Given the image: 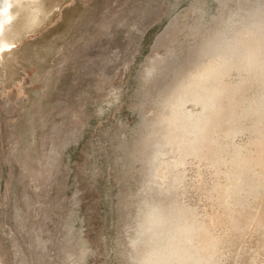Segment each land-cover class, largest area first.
<instances>
[{
	"label": "rangeland",
	"instance_id": "obj_1",
	"mask_svg": "<svg viewBox=\"0 0 264 264\" xmlns=\"http://www.w3.org/2000/svg\"><path fill=\"white\" fill-rule=\"evenodd\" d=\"M11 10L0 264H264V0Z\"/></svg>",
	"mask_w": 264,
	"mask_h": 264
},
{
	"label": "bare ground",
	"instance_id": "obj_2",
	"mask_svg": "<svg viewBox=\"0 0 264 264\" xmlns=\"http://www.w3.org/2000/svg\"><path fill=\"white\" fill-rule=\"evenodd\" d=\"M34 0H0V6H4V9H0V53L9 49V43L6 38L7 30L10 26L13 13L11 7L13 4L23 5V2H30Z\"/></svg>",
	"mask_w": 264,
	"mask_h": 264
}]
</instances>
